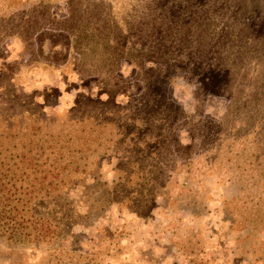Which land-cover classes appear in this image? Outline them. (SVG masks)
I'll use <instances>...</instances> for the list:
<instances>
[{"label": "rangeland", "instance_id": "rangeland-1", "mask_svg": "<svg viewBox=\"0 0 264 264\" xmlns=\"http://www.w3.org/2000/svg\"><path fill=\"white\" fill-rule=\"evenodd\" d=\"M1 200L0 264H264V0H0Z\"/></svg>", "mask_w": 264, "mask_h": 264}, {"label": "trees", "instance_id": "trees-1", "mask_svg": "<svg viewBox=\"0 0 264 264\" xmlns=\"http://www.w3.org/2000/svg\"><path fill=\"white\" fill-rule=\"evenodd\" d=\"M11 198L5 197L3 198L4 203L8 204ZM1 200L0 206H6ZM13 212V210H12ZM27 219H24L23 216H19L18 214L8 215L5 212L0 211V237H6L8 240L13 241H26V242H38L41 240L44 235L41 228L42 220L34 217L33 220H29V224L35 225L37 228L32 230L27 224Z\"/></svg>", "mask_w": 264, "mask_h": 264}, {"label": "flooded vegetation", "instance_id": "flooded-vegetation-1", "mask_svg": "<svg viewBox=\"0 0 264 264\" xmlns=\"http://www.w3.org/2000/svg\"><path fill=\"white\" fill-rule=\"evenodd\" d=\"M179 48H185L183 45H179ZM183 61V60H182ZM158 67H159V64L157 63ZM160 71V70H159ZM167 76H170L169 74Z\"/></svg>", "mask_w": 264, "mask_h": 264}]
</instances>
